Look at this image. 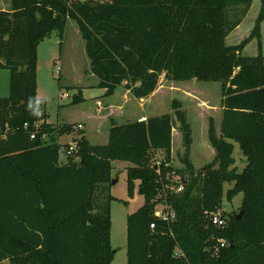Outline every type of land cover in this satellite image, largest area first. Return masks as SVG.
Instances as JSON below:
<instances>
[{
    "label": "trees",
    "instance_id": "16d2710c",
    "mask_svg": "<svg viewBox=\"0 0 264 264\" xmlns=\"http://www.w3.org/2000/svg\"><path fill=\"white\" fill-rule=\"evenodd\" d=\"M9 1L10 9H0V69L10 70L9 95L0 97V264H111L115 160L130 163L129 196L138 181L145 198L127 218V264H264V53H243L252 37L261 43L264 0L251 35L234 45L226 38L254 0ZM70 20L107 96L124 87L148 98L162 77L220 81V129L214 118L208 128L215 159L194 166L191 123L176 100L172 112L122 124L111 119L106 143H91L76 128L82 122H48L47 101L38 96V48L55 31L63 39ZM85 100L79 89L72 103ZM175 128L184 144L177 170L184 189L167 196L176 212L169 224L154 206L160 178L173 170L166 163ZM66 132L79 134L78 148L60 162L63 146L55 139ZM234 141L247 158L241 172ZM159 149L166 155L158 167ZM226 183L232 187L224 193ZM240 193V218L222 228L206 218L224 194L231 202ZM218 238L228 245L216 250Z\"/></svg>",
    "mask_w": 264,
    "mask_h": 264
},
{
    "label": "rangeland",
    "instance_id": "374dc122",
    "mask_svg": "<svg viewBox=\"0 0 264 264\" xmlns=\"http://www.w3.org/2000/svg\"><path fill=\"white\" fill-rule=\"evenodd\" d=\"M261 6L262 0H255L242 23L226 38L227 44H240L251 35ZM0 8L10 9V1L0 0ZM259 51L264 53V21L260 45L257 37H252L243 48V53L247 55H256ZM89 63L85 40L74 20L68 22L63 39L55 31L40 43L37 69L38 96L47 101L48 122L53 124L82 122L84 128L81 131L90 137L89 140L93 143H103L105 135L109 133L111 119L122 124L172 112V103L176 100L181 103L182 109L186 112L194 133L195 146L191 155L194 166L199 169L215 159L216 152L209 142L208 128L210 118H214L218 131L220 129L222 119V83L220 81L206 82L196 79L173 81L162 77L157 90L148 98L136 99L124 87H119L114 94L107 96L106 89L99 86V78L89 70ZM79 89H82L86 100L73 104V97ZM9 91L10 70L0 69V97L8 96ZM65 93L68 95H64ZM174 131L172 160L171 163H166L173 167V170L166 175L170 176L169 184L172 185L184 179L183 173L177 171L183 168L179 155L180 152H184L182 133L178 128ZM77 135L79 134L75 132H66L56 136V142L63 146L62 155L66 156L67 148L74 141L73 137ZM234 145L233 156L236 159L234 166L241 172L247 165V158L239 143L234 141ZM165 155L166 152L163 149L154 152L158 166L165 159ZM127 166L126 161H113L115 182L111 183L109 191L115 197L111 202V239L116 253L111 264H127V218L145 202L144 195L139 193L138 181L134 196H129ZM165 181V178L163 180L160 178L161 185L155 205L157 208H163L168 203L165 209L175 211L168 201ZM231 187L232 184L226 183L224 193ZM242 200V193L231 202L224 194L218 210L227 220L233 215H242ZM206 218L210 220V212L206 214Z\"/></svg>",
    "mask_w": 264,
    "mask_h": 264
},
{
    "label": "built area",
    "instance_id": "2783aa9c",
    "mask_svg": "<svg viewBox=\"0 0 264 264\" xmlns=\"http://www.w3.org/2000/svg\"><path fill=\"white\" fill-rule=\"evenodd\" d=\"M64 95H68V93H65ZM27 125H28V123H25V126H27ZM37 125H38V123H36V126ZM76 128L82 130L84 128V125L82 123H80V124H78L76 126ZM31 137H35V134H32ZM77 148H78L77 147V142L76 141H72L71 145L69 146L68 150L66 151V154H71L73 151H76ZM158 173L161 174L159 168H158ZM161 179L163 180V178H161ZM165 180H166L165 183H166V187H167V188H165V191H166L167 196L171 192L172 193H174V192L176 193V192L183 191V189H184V185L182 183L183 179H182L181 182H177L178 184L175 183L174 185L169 184L170 181H171L170 176H166ZM157 198H158V196H157ZM166 207H168V203L166 204ZM166 207L157 208V206L155 205L154 206V214H155V216L157 218H160L163 221H166V222H168L170 224L176 218V212L174 210H172V211L166 210L165 209ZM210 221L214 225H216L218 228L225 227V225L228 223L226 217H224V215L218 209L216 211H212L210 213ZM151 227L154 228L155 227V223H151ZM217 241H218V245L215 248L216 250H218L219 247H223V246L228 245V241L226 239H224V238H218Z\"/></svg>",
    "mask_w": 264,
    "mask_h": 264
},
{
    "label": "crops",
    "instance_id": "0c3cea01",
    "mask_svg": "<svg viewBox=\"0 0 264 264\" xmlns=\"http://www.w3.org/2000/svg\"><path fill=\"white\" fill-rule=\"evenodd\" d=\"M254 2H255V0H254ZM254 2H253V4H254ZM253 4H252V6H253ZM252 8V7H251ZM1 10H8L7 8H0ZM89 70H90V63H89ZM155 93V92H154ZM131 94V93H130ZM110 114V113H109ZM108 114V115H109ZM68 123H72V122H68ZM124 123H126V122H124ZM109 129L110 128H108V132H109ZM176 133H179V131H176ZM175 135V131L173 132V136ZM193 136H194V133H193ZM108 137H109V133H108V135L106 134L105 135V137H104V139H103V143H106L107 141H108ZM90 137H88V139H89ZM90 142L91 143H93L91 140H90ZM93 144H95V143H93ZM194 146H195V141H193V143H192V153H191V155L193 154V150H194ZM173 150V149H172ZM66 161V156L65 155H62L61 156V158H60V162H65ZM127 162V161H126ZM127 165L129 166L130 165V163L129 162H127ZM127 166V167H128Z\"/></svg>",
    "mask_w": 264,
    "mask_h": 264
},
{
    "label": "water",
    "instance_id": "95a60500",
    "mask_svg": "<svg viewBox=\"0 0 264 264\" xmlns=\"http://www.w3.org/2000/svg\"><path fill=\"white\" fill-rule=\"evenodd\" d=\"M112 182H115V179H113ZM237 217L240 218L241 217V214H239Z\"/></svg>",
    "mask_w": 264,
    "mask_h": 264
}]
</instances>
